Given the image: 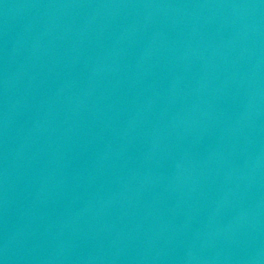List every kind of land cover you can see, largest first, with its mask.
I'll return each mask as SVG.
<instances>
[{
  "label": "water",
  "instance_id": "water-1",
  "mask_svg": "<svg viewBox=\"0 0 264 264\" xmlns=\"http://www.w3.org/2000/svg\"><path fill=\"white\" fill-rule=\"evenodd\" d=\"M0 264H264V0H0Z\"/></svg>",
  "mask_w": 264,
  "mask_h": 264
}]
</instances>
